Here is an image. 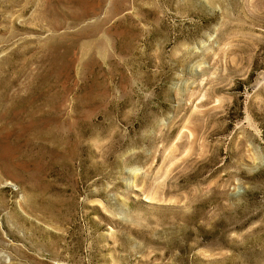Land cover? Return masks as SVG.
I'll return each instance as SVG.
<instances>
[{
  "label": "rangeland",
  "instance_id": "1",
  "mask_svg": "<svg viewBox=\"0 0 264 264\" xmlns=\"http://www.w3.org/2000/svg\"><path fill=\"white\" fill-rule=\"evenodd\" d=\"M0 264H264V0H0Z\"/></svg>",
  "mask_w": 264,
  "mask_h": 264
}]
</instances>
